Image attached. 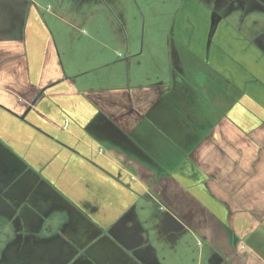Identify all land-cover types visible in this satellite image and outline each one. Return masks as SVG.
<instances>
[{
    "label": "crops",
    "instance_id": "crops-1",
    "mask_svg": "<svg viewBox=\"0 0 264 264\" xmlns=\"http://www.w3.org/2000/svg\"><path fill=\"white\" fill-rule=\"evenodd\" d=\"M187 1L174 28L191 54L170 56L168 80L138 87L80 86L35 8L19 34L0 35V194L22 175L28 191L7 207L19 224L13 249L29 258L17 263L75 264L100 242L112 245L106 251L115 262L150 263L143 226L134 239L142 221L136 206L145 194L156 203L158 196L180 203L181 195L175 190L172 199L155 178L167 165L151 170L161 158L151 144L159 143L158 131L180 138L190 122L204 134L168 173L188 203H201L226 225L217 239L224 256L236 254V239L241 257L264 264V23L246 18V0ZM151 124L158 127L152 141ZM132 138L142 148L122 145ZM56 208L67 210L64 228L39 236L41 225L55 230L46 220ZM43 250L45 258L30 257Z\"/></svg>",
    "mask_w": 264,
    "mask_h": 264
},
{
    "label": "rangeland",
    "instance_id": "rangeland-1",
    "mask_svg": "<svg viewBox=\"0 0 264 264\" xmlns=\"http://www.w3.org/2000/svg\"><path fill=\"white\" fill-rule=\"evenodd\" d=\"M185 2L186 0H0V35L5 32L19 34L18 30H23L24 24L29 20L30 11L33 13L35 8L40 17L39 23L46 26L52 34L51 39L64 63L68 65L70 75L76 76L75 79L80 86H85V89L138 87L154 83L159 77L168 80L169 74L165 72L170 56L178 59L181 53L191 54L180 43L178 32L174 28ZM187 2L189 3V0ZM236 4L238 10L244 6L240 1ZM245 6L252 13L246 17L248 20L251 19L252 22L257 20L259 25L264 23V1L246 0ZM238 15L239 11L231 15L230 22L237 20ZM247 19L245 21H248ZM9 24H12V30H8ZM193 34L194 32H188L190 38ZM127 56H130L132 68L129 67ZM193 124L188 122L187 126H183L180 138L175 139L167 131L166 134L159 133L158 127L152 124L146 129L150 141L157 137L156 130L160 139L159 143L151 144V148L161 155V158H157L158 161L153 162L151 170L156 172L157 167L162 169V163L167 165L165 171H161L162 175L155 178L160 180L167 189V195H171L172 199L175 190L180 191L181 195L180 203H165L166 197L158 196L159 194L157 196L163 202L159 200L160 203H156L149 195H143L136 206V211L140 213L143 222L137 226L134 224V239L139 240L141 226L149 233L145 236L152 246L149 247L152 253L151 261L147 264H263L253 257L248 256L247 259L241 257L239 252L242 248L241 240L234 239L232 242L236 251V254L231 256L233 259L224 256L221 252V246L224 244L217 242V239L221 236V229L224 231L227 228L226 225L218 217L210 218V214L201 203H188L189 199L186 197L188 193L171 173H168L176 170L196 141L202 138L204 128L200 125L190 127ZM132 137L135 138V135ZM186 137L188 138L185 139ZM129 141L130 139L128 142L124 140L122 145L129 143L134 149L142 148L134 139L132 142ZM23 179L22 175L15 183L12 182L10 186L5 187L6 195L4 191L0 194V264H19L18 258L25 259L23 263L29 260L28 257H24L27 255L20 256L16 249H13L19 224L14 221L13 212L10 213L9 209L5 208L6 202L19 196H28L27 189L21 188ZM17 182L18 184L20 182L18 186ZM161 184L158 183L160 187ZM2 185L4 180L2 181L0 176V186ZM9 189H12L11 196L7 195ZM9 198L10 200H7ZM171 214L180 220L176 221ZM66 219H68L66 209H54L46 222L55 224V230L52 233L49 226L41 225L37 230L38 235L46 234L51 237L64 228ZM111 247L110 243L108 245L96 243L92 248L96 252L86 255L81 252L79 257H82L80 260L77 259L75 264H122L120 261L115 262L111 255ZM121 247L124 250V247ZM107 249H110L111 253L110 251L107 253ZM7 250L9 252L6 254ZM45 250L39 251L37 256L30 257L45 258ZM27 253L30 255L31 251ZM135 260L137 263L132 260L131 264L138 262L142 264V258Z\"/></svg>",
    "mask_w": 264,
    "mask_h": 264
},
{
    "label": "flooded vegetation",
    "instance_id": "flooded-vegetation-1",
    "mask_svg": "<svg viewBox=\"0 0 264 264\" xmlns=\"http://www.w3.org/2000/svg\"><path fill=\"white\" fill-rule=\"evenodd\" d=\"M259 2V1H258ZM10 186V185H9ZM9 188V187H8ZM7 188V189H8ZM11 190L12 189H9L8 190V196H11ZM6 193V190L4 191V194ZM6 195V194H5ZM28 197V196H27ZM6 200V199H5ZM7 200H10V198L9 199H7ZM12 203H19V199L18 198H14L13 200H10L9 202H6L5 204L7 205V207H9V206H12L13 204ZM7 207H5V208H7Z\"/></svg>",
    "mask_w": 264,
    "mask_h": 264
}]
</instances>
